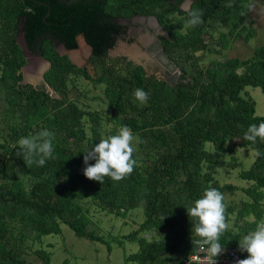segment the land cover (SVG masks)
<instances>
[{
    "label": "rangeland",
    "instance_id": "374dc122",
    "mask_svg": "<svg viewBox=\"0 0 264 264\" xmlns=\"http://www.w3.org/2000/svg\"><path fill=\"white\" fill-rule=\"evenodd\" d=\"M0 2L2 5L7 3L5 13L0 18V29L7 37V41L0 37V54L3 56L6 53L11 54L9 49L8 51L3 49L6 45L17 46L14 39L13 17L20 3L18 0H0ZM229 3L230 0H222L218 8L211 10L210 14L207 13L203 17L204 22L195 33L193 27H189L183 20V16L167 11L164 5L137 0L135 5L131 4V9L150 14L144 15L147 16L145 22L142 18L136 19L138 14L125 16L126 23L123 32L116 38L113 47L107 51L105 61L129 60L133 64L142 65L147 75H152L169 86H174L176 82L193 85L195 93H197L198 84L204 83L207 78L217 81L231 71L238 74L245 64L255 57L254 51L264 44V0H234L232 7L227 6ZM127 4L116 8L115 0H107L105 11L126 15L129 11ZM189 4L191 5L190 0H182L179 8L185 10ZM249 4L252 6L251 11L247 8ZM154 14L161 17L166 27L176 21L181 22V28L172 30L177 37V43L172 41L165 43L169 57L163 52L164 56L161 50H155L159 46L150 48L153 42L160 43V38L167 39L165 29L156 22ZM148 38L151 41H149V46L145 47L144 42ZM43 47L45 54L48 55L49 42H44ZM19 51L21 63L14 74L5 75L2 78L4 66L0 62V79L2 78L1 83L3 84L0 85V186L11 187L9 183L14 179L26 191L31 178L23 172L21 164L11 157L12 150L17 157L18 141L21 137L34 135L42 129L54 132L55 122L50 126L27 127L28 124L26 125L16 117V114L23 110L24 105L29 111L25 97L18 96L12 99L14 102L12 104L8 103L7 98L13 96L17 85H21L23 91L31 88L36 92L42 91L50 97L59 98V96L49 86L52 93L35 87L38 79L46 83L43 74L50 67V61L39 54L23 57L21 49ZM130 51L135 53L131 54ZM59 56L66 58L65 55ZM229 60H235L236 64L233 67L226 66ZM79 68H83L91 78H96L100 73V68L91 63L90 52ZM179 68L185 70V73L181 74ZM53 79L63 92L66 102L73 103L78 111L84 113L80 117V130L76 132L77 137H68L69 139L65 142L67 147L65 154L70 151L80 152L83 158L84 151L99 143L101 139L118 134L122 125L118 119L110 118L108 105V95L113 93V88L105 83L92 84L74 70L55 73ZM42 82L40 81L38 86L42 87L44 84ZM3 86L10 89L9 94H4ZM243 90H246L253 100V114L264 115L263 95L260 89L245 86ZM239 95L245 97L242 91ZM40 100L41 97L35 103ZM138 105L142 106L139 102ZM198 107L197 103L190 102L186 110L194 108L197 111ZM211 112L212 110L208 109L207 114ZM88 113L97 117L94 131L91 130ZM56 117L58 118V115ZM23 127H26V135H12L14 130L22 131ZM130 128L134 137H138L141 141L140 143L133 141V158L137 162L134 171L126 178L128 183L122 179L119 181L120 184L115 182L112 187L105 189V193H110L106 199L109 200V196H116L121 200L119 204L107 205L105 202H100V198H97L95 194L93 196L91 193L93 191L90 189H87L85 195L76 202V215L84 222L83 229L99 237L100 241L78 236L67 225L59 222L58 233L36 235L34 231H28L26 228L28 237L21 240L17 235L23 222L20 221L18 215L11 219L8 214L9 209L14 212H19L21 209L0 204L1 224L6 234L4 239L13 240L14 248L19 252L18 256L25 264H138V262L129 260L128 256L142 251L147 243L169 242L177 244V248L181 251H186L192 240L198 238L192 230L193 222L186 209L193 206L195 200L187 198L186 191L181 185L184 176L179 172L164 185L162 190L172 204L177 226L169 229L156 223L158 220L156 216H151L150 220L153 222L140 227L150 210L144 198L147 192L146 178L157 159L168 152L167 143L172 131L169 124L162 125L148 115L143 118L137 117L135 124ZM202 148L222 160L224 165L209 169L206 161L198 162L199 169L196 177L203 182L199 198L212 182L220 188L224 194L225 216L228 225L221 235V240L239 248V241L243 236L254 230L258 222L264 221V186H258L254 180L242 179L239 176L240 172L247 170L253 164L255 149L249 145L240 144L235 136L229 140H222L218 145L205 141ZM77 149L79 151H76ZM89 163H95V161L90 160ZM82 164L85 167L84 161ZM76 170H80V166H76ZM225 185L231 186L230 189H226ZM37 250L45 253L46 260L36 255ZM244 253L249 255L246 251ZM175 254L174 251L163 255L152 264H158V262L171 264L170 259ZM1 262L17 264L8 260Z\"/></svg>",
    "mask_w": 264,
    "mask_h": 264
},
{
    "label": "trees",
    "instance_id": "16d2710c",
    "mask_svg": "<svg viewBox=\"0 0 264 264\" xmlns=\"http://www.w3.org/2000/svg\"><path fill=\"white\" fill-rule=\"evenodd\" d=\"M19 8L15 11L13 17V24L15 16L28 15L33 16V12L28 6L23 5L22 0ZM100 6V12L103 16L125 17L133 14L149 15L150 13H140L132 10V5H135L137 0H115L116 8H121L123 4L128 3L126 7L129 8L128 14L121 13L112 14L105 11L107 0H103ZM141 1V0H140ZM146 2L152 1L160 5H164L167 11L176 12L183 16L186 22L188 19L187 11L177 6L173 7L162 0H144ZM191 8L203 9V17L218 8L222 0H190ZM7 4V3H6ZM2 5L0 2V18L3 17L7 5ZM132 4V5H131ZM131 9V10H130ZM155 15V14H154ZM159 25H161L167 34V39L160 38L161 48L166 56L169 57V52L166 49V41L177 43L174 28H181V22L176 21L174 24L165 26L163 20L159 15H155ZM202 24L193 27L194 32L201 27ZM122 25L116 38L123 32ZM4 31L0 29V37L6 40L7 37ZM116 38L110 47H113ZM7 41V40H6ZM44 42H49L47 39H42L38 47V54L46 57L50 61V67L43 74L44 81L47 85L58 94L59 98L50 97L46 93L40 91H33L31 88L28 91L21 90V85L14 88V94L8 97V103L12 104V99L18 96H24L29 111L24 105L23 110L16 114L27 127L32 125L50 126L54 122V159H49L42 167L35 164L28 166L23 160V156L16 154L12 150V158L21 164L23 172L30 176L31 180L26 191L23 190L22 185L16 180H11L9 186H0V204L9 205L10 208H20L21 211L14 212L8 210L10 218L13 219L18 215L22 226L18 230V238L23 240L28 237V231H34L36 235L58 233V222L67 225L76 235L82 236L89 240L100 241L101 239L94 236L83 229L84 222L76 215V202L85 195L87 189H90L93 196L100 198V202L119 204L121 201L116 196H109L110 193H105V189L112 187L118 181L112 180L110 177H105L103 184L98 181H93L86 178L81 171L83 168V158L80 152H67L66 141L68 137H77L76 132L80 130V117L83 112L76 109V106L71 102H66L63 92L54 83L53 76L55 73L62 71L75 73L84 77L92 84L105 83L113 88V93L108 95V105L110 110V118L112 120L118 119L121 125L131 127L135 124L137 117L143 118L148 115L156 122L162 125L169 124L172 133L168 144V152L161 155L160 158L152 166L146 178L147 192L145 195L146 205L150 210L146 218L141 223L140 227H145L147 224L153 222L150 220L151 216L158 218L156 223L172 229L176 227L175 214L173 207L167 196L162 193L164 185L173 179L176 173H181L184 179L181 185L186 191L187 198L196 200L199 198V192L202 188L203 182L196 177L199 166L198 162L204 160L208 163L209 169L212 167L223 166L224 162L217 158L214 154L203 150L202 146L205 141L211 142L213 145H218L222 140L231 139L232 136L238 138L240 144H245L264 153V139L257 140L255 144L244 140L243 136L250 124L257 125L264 122V115L256 116L253 114V100L249 97L245 86L258 87L263 95L264 105V44L260 45L254 51V58L245 64L240 73L231 71L225 74L219 80L213 81L210 78L204 83H199L196 88L197 93L194 92L195 87L188 83L176 82L174 86H169L166 82L156 79L152 75H147L140 64H133L129 60L111 59L105 61L106 52H94L90 49V59L92 65L100 68V73L96 78H91L83 68L74 67L65 57L57 55L54 51L49 49V54H45ZM11 54H0V62L4 66L2 78L5 75H10L18 70L21 63V54L17 46L6 45L5 48ZM8 55V56H7ZM7 56V57H6ZM236 64L235 60H229L225 65L233 67ZM7 68V69H5ZM75 68V69H73ZM181 74L185 70L179 68ZM2 78L0 79V85ZM25 86V85H24ZM4 94H9L10 89L3 86ZM136 88H143L149 92L150 98L146 105L139 106L138 101L134 102V90ZM242 91L245 97L239 95ZM41 97L38 103L35 101ZM190 102H194L199 106L197 111L190 108L188 111L186 107ZM208 109L212 110L207 114ZM186 110V112H184ZM48 115H47V114ZM58 115V118L56 117ZM91 122V130H95L96 116L87 114ZM122 116V117H120ZM53 119H56L53 121ZM58 119V120H57ZM57 124V125H56ZM78 127V128H77ZM21 128V127H20ZM77 128V129H76ZM22 131L14 130L12 135L21 136L26 135V127ZM58 140V141H57ZM76 151H79L77 149ZM76 166H80V170H76ZM242 179H252L258 186H264V155L256 158L254 154L253 164L239 174ZM206 180L208 178H205ZM128 183L127 179H123ZM211 187H217L212 182ZM226 189L231 186L225 185ZM115 190V188H113ZM220 190V188H218ZM114 195V194H111ZM102 196V197H101ZM2 214L0 213V264L1 261L8 260L17 264H25L18 256V251L14 248L13 240H5V229L1 224ZM14 239V238H13ZM177 242V241H176ZM224 247H235L234 244L229 245L220 240ZM175 243V242H174ZM10 244V245H9ZM6 245H9L7 248ZM196 248L193 243H190L186 251H181L177 248V244L169 242H150L147 243L142 251L130 254L129 260L138 262V264H152L158 261L159 257L176 252L170 259L171 264H181L187 255ZM241 251V250H240ZM242 257L246 258L244 251H241ZM36 255L46 260V255L42 250H37ZM158 264H164L158 262ZM195 264V263H190Z\"/></svg>",
    "mask_w": 264,
    "mask_h": 264
},
{
    "label": "clouds",
    "instance_id": "9594fccd",
    "mask_svg": "<svg viewBox=\"0 0 264 264\" xmlns=\"http://www.w3.org/2000/svg\"><path fill=\"white\" fill-rule=\"evenodd\" d=\"M234 0H230L228 7L233 6ZM251 11V4L247 5ZM189 27L202 24L203 9H194L190 4L185 8ZM242 15L244 13H241ZM134 102L146 105L150 94L143 88H136L133 93ZM244 140L256 143L257 138L264 139V122L250 124L244 133ZM54 133L48 129H42L34 135L21 137L18 141L19 151L17 155L23 156L26 165L33 164L44 166L49 159H54ZM140 143L138 137H134L132 130L127 125H122L118 134L110 135L107 139H101L99 143L84 151L83 174L86 178L98 181L101 185L105 177L114 181L126 179L134 171L136 160L133 158V141ZM264 155L256 150L255 156ZM94 160L95 163H89ZM187 214L193 222V229L197 239L192 240L193 245L209 254L210 264H216L215 258L224 252V245L220 242L221 235L226 231V205L224 194L216 187L209 186L202 196L196 199L193 206L186 208ZM239 249L249 255L244 259H238L235 264H264V221L258 222L254 230L244 235L239 241Z\"/></svg>",
    "mask_w": 264,
    "mask_h": 264
},
{
    "label": "water",
    "instance_id": "95a60500",
    "mask_svg": "<svg viewBox=\"0 0 264 264\" xmlns=\"http://www.w3.org/2000/svg\"><path fill=\"white\" fill-rule=\"evenodd\" d=\"M162 1L175 7L182 0ZM22 2L33 12V16H15L14 39L22 56H36L40 41L47 39L57 55H65L76 67L83 62L90 49L94 52L109 50L126 19L103 16L100 12L103 0ZM158 46L165 56L159 42Z\"/></svg>",
    "mask_w": 264,
    "mask_h": 264
},
{
    "label": "built area",
    "instance_id": "2783aa9c",
    "mask_svg": "<svg viewBox=\"0 0 264 264\" xmlns=\"http://www.w3.org/2000/svg\"><path fill=\"white\" fill-rule=\"evenodd\" d=\"M224 252L215 258L216 264H235L238 259H244L242 253L235 247H224ZM210 264L209 254L196 246L181 264Z\"/></svg>",
    "mask_w": 264,
    "mask_h": 264
},
{
    "label": "flooded vegetation",
    "instance_id": "af4514ba",
    "mask_svg": "<svg viewBox=\"0 0 264 264\" xmlns=\"http://www.w3.org/2000/svg\"><path fill=\"white\" fill-rule=\"evenodd\" d=\"M146 17L147 16H144V15H137V18L136 19H138L139 20V18H142L143 19V22H145L146 21ZM120 18H125V17H120ZM125 23H126V19H125V21H124V23H123V26H125ZM142 37H147V36H142ZM140 40V39H139ZM149 41H151V39H147L146 40V42H144L145 44H146V46L145 47H147V45L149 44ZM141 43H142V41H141ZM115 44V43H114ZM149 46V45H148ZM158 47V42L156 41L155 43L153 42V44L151 45V47L150 48H157ZM155 50H160L159 49V47L157 48V49H155Z\"/></svg>",
    "mask_w": 264,
    "mask_h": 264
},
{
    "label": "bare ground",
    "instance_id": "6f19581e",
    "mask_svg": "<svg viewBox=\"0 0 264 264\" xmlns=\"http://www.w3.org/2000/svg\"><path fill=\"white\" fill-rule=\"evenodd\" d=\"M136 57V56H135ZM133 59V58H132ZM148 62V61H147ZM146 62V63H147ZM151 64V63H150ZM147 65V64H146ZM145 65V66H146ZM39 73V72H38ZM25 78H27V77H25ZM36 78L38 79V77L36 76ZM27 79H29V78H27ZM34 79V78H33ZM31 80V79H30ZM40 81L42 82V80H39L38 79V82L36 83V85H35V87L36 88H40V89H42V90H45V91H47V92H50V93H52V91H50V89H49V87L44 83V82H42V83H44L43 85H42V87H40V86H38V85H40Z\"/></svg>",
    "mask_w": 264,
    "mask_h": 264
},
{
    "label": "crops",
    "instance_id": "0c3cea01",
    "mask_svg": "<svg viewBox=\"0 0 264 264\" xmlns=\"http://www.w3.org/2000/svg\"><path fill=\"white\" fill-rule=\"evenodd\" d=\"M141 42V41H140ZM131 54H134L135 52L130 51Z\"/></svg>",
    "mask_w": 264,
    "mask_h": 264
}]
</instances>
